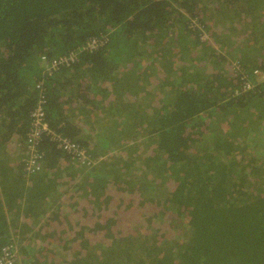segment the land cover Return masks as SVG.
I'll list each match as a JSON object with an SVG mask.
<instances>
[{
	"label": "trees",
	"instance_id": "obj_1",
	"mask_svg": "<svg viewBox=\"0 0 264 264\" xmlns=\"http://www.w3.org/2000/svg\"><path fill=\"white\" fill-rule=\"evenodd\" d=\"M96 37L43 73V55ZM256 70L264 0H0V249L17 245L18 264H264ZM41 81L50 127L91 168L48 137L37 173L16 160Z\"/></svg>",
	"mask_w": 264,
	"mask_h": 264
},
{
	"label": "built area",
	"instance_id": "obj_2",
	"mask_svg": "<svg viewBox=\"0 0 264 264\" xmlns=\"http://www.w3.org/2000/svg\"><path fill=\"white\" fill-rule=\"evenodd\" d=\"M104 43L105 37H96L89 40L76 52H72L66 56L51 58L47 55H43L41 57V64L44 68L43 73L51 76L62 67L70 66L71 63L75 62L79 53L96 52L104 46ZM252 78V81L247 79L246 89L250 90L254 87V83L263 81L264 74L256 70L254 71ZM36 87L41 91L40 97L35 109L31 113L30 130L27 134V139L22 146L25 150L22 152L21 160H19V165L22 166L24 172L27 175H32L40 170L42 155L39 151V145L45 137H48L50 141L56 145L57 149L69 156L73 162L88 168L94 166L96 163L86 149L82 148L69 137L62 135L50 127L45 109L47 100L45 94L42 93L44 90L43 82H38ZM18 263L19 253L17 245L9 243L0 249V264Z\"/></svg>",
	"mask_w": 264,
	"mask_h": 264
},
{
	"label": "rangeland",
	"instance_id": "obj_3",
	"mask_svg": "<svg viewBox=\"0 0 264 264\" xmlns=\"http://www.w3.org/2000/svg\"><path fill=\"white\" fill-rule=\"evenodd\" d=\"M221 15H224V14H221ZM261 104H262V103H261ZM258 124H259V123H257V124L255 125L256 129H258V128H257V127H258ZM248 145H250L251 148L254 149V147H253L251 144H248ZM251 148H250V149H251ZM21 157H22V152H20V154H19V158H17V157L15 156V158H16L17 161L21 160Z\"/></svg>",
	"mask_w": 264,
	"mask_h": 264
}]
</instances>
